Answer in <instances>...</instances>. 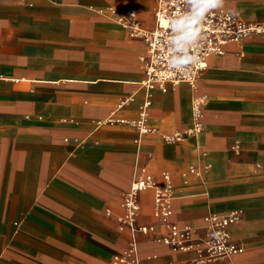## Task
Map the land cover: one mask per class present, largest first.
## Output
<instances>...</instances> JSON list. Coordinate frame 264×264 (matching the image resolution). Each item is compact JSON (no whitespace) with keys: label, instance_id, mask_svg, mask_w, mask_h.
I'll list each match as a JSON object with an SVG mask.
<instances>
[{"label":"crops","instance_id":"crops-1","mask_svg":"<svg viewBox=\"0 0 264 264\" xmlns=\"http://www.w3.org/2000/svg\"><path fill=\"white\" fill-rule=\"evenodd\" d=\"M155 7L0 0V264H193L203 243L163 239L152 188L139 193L137 222L156 231L133 236L122 221L132 181L163 173L180 225L240 211L229 231L243 251L208 264H264V31L210 54L194 84L151 89L140 133L118 120L136 118L146 97V44L115 12L134 8L150 29ZM213 11L264 23V0ZM196 96L201 130L185 133Z\"/></svg>","mask_w":264,"mask_h":264},{"label":"built area","instance_id":"built-area-1","mask_svg":"<svg viewBox=\"0 0 264 264\" xmlns=\"http://www.w3.org/2000/svg\"><path fill=\"white\" fill-rule=\"evenodd\" d=\"M190 11L187 0H156L154 11V26L144 28L137 18L134 8L116 11V18L131 36L142 37L146 44V54L141 56L144 62L145 77L142 81L147 91L140 106L138 116L133 119H120L135 126L140 133L150 130L147 126V108L150 105V90L159 88L165 91L167 87L180 82L194 84L199 73L206 66V58L210 54H220L228 42H240L251 33L264 31V23H250L244 21L236 12L212 11L202 21V31L199 38L191 43L180 40L181 33L174 31L171 25ZM192 54L199 57L197 63L184 67L176 63L183 55ZM205 102L204 96L192 99L191 109L194 123L185 133L199 132L201 124L199 116ZM180 132L170 138H178ZM148 188L153 189V215L156 222L162 226L163 239L170 245L184 251L190 250L195 242H202L197 249V256L191 260L193 264H208L222 258L239 254L243 248L231 239L230 225L240 218L239 210L228 213L208 214L203 217L199 226L191 224L180 225L172 220V201L174 189L167 173L162 174V182L157 183L150 175L145 174L132 181L129 190L124 194L125 215L123 223L128 226L135 236L137 233L148 234L156 231V224H139L137 222L140 203L139 193ZM128 264H148L132 259Z\"/></svg>","mask_w":264,"mask_h":264},{"label":"clouds","instance_id":"clouds-1","mask_svg":"<svg viewBox=\"0 0 264 264\" xmlns=\"http://www.w3.org/2000/svg\"><path fill=\"white\" fill-rule=\"evenodd\" d=\"M187 3L190 5V11L179 18L171 27L174 31L181 33L180 40L191 43L199 38L203 19L213 10L224 9L226 0H187ZM198 60L199 57L186 54L181 56L176 63L188 67L197 63Z\"/></svg>","mask_w":264,"mask_h":264}]
</instances>
